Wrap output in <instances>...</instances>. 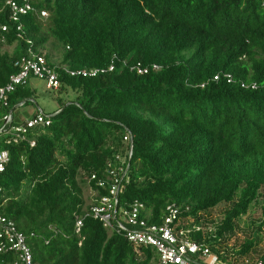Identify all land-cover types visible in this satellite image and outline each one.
Instances as JSON below:
<instances>
[{
	"label": "trees",
	"instance_id": "obj_1",
	"mask_svg": "<svg viewBox=\"0 0 264 264\" xmlns=\"http://www.w3.org/2000/svg\"><path fill=\"white\" fill-rule=\"evenodd\" d=\"M5 2L0 43L14 48L0 53V86L31 51L57 74L58 88L47 89L72 94L56 97L53 114L34 106L29 117L40 109L49 124L27 132L33 146L0 141L9 153L0 171V214L25 235L33 263L155 260L152 248L104 228L88 213L91 193L85 199L89 185L107 192L87 179L121 163L116 157L129 133L119 205L137 199L145 205L140 217L159 223L174 203L181 223L192 218L186 226L202 227L191 238L213 247L260 202L254 233L236 248L225 244L218 257L264 264V254L250 255L264 229V0H30L48 15H19L21 33ZM31 95L27 83L16 85L0 111H15ZM219 204L227 208L217 219Z\"/></svg>",
	"mask_w": 264,
	"mask_h": 264
},
{
	"label": "built area",
	"instance_id": "obj_2",
	"mask_svg": "<svg viewBox=\"0 0 264 264\" xmlns=\"http://www.w3.org/2000/svg\"><path fill=\"white\" fill-rule=\"evenodd\" d=\"M5 3L10 10L9 19L16 22V30L20 33L22 32V24L19 21V15L28 11H32L41 19L48 15L45 9L37 10L30 0H22L21 3L15 0H6ZM0 27L3 31L7 30L5 24ZM14 65L18 67V72L11 75L5 85L0 86V109H5L8 106V95L15 86L27 83L31 75L44 80L46 88L56 89L59 86L56 72L46 65L42 55L29 51L28 55L15 60ZM66 71L75 74L74 71ZM137 71L145 72L146 70L138 68ZM76 73L83 74V72ZM225 76L228 81H231L229 75ZM214 78L216 79L217 76ZM14 119L13 110L0 111V141L4 140L7 143L26 141L33 146L35 137L27 132L35 126L49 124L47 115L40 109H37L32 117L25 118L21 123L14 122ZM123 141V155L116 157L121 163L116 168L108 167V164L104 176L101 178H97L93 173L87 179L88 184L94 181L99 188L107 191L104 194H97L95 190H91L90 185L88 186L91 193L88 213L100 221L104 228L122 233L134 246L143 245L152 248L156 257L150 264H263L259 259L250 262L247 257L239 259L231 257L227 262L222 261L218 257V253L212 250L208 243L191 238V232L198 231L202 227L196 224L186 226V224L193 222L192 218L189 222L181 223L178 217L179 208L174 203L165 207L159 223H148L146 219L140 217L139 214L144 210L145 205L137 199H133L126 205L122 203L119 205V187L132 152L129 133L124 134ZM8 162V151L0 148V171L5 169ZM1 191L0 189V193ZM80 225L81 220H77V231ZM0 263L34 264L25 235L16 227L11 218L2 214H0Z\"/></svg>",
	"mask_w": 264,
	"mask_h": 264
},
{
	"label": "rangeland",
	"instance_id": "obj_3",
	"mask_svg": "<svg viewBox=\"0 0 264 264\" xmlns=\"http://www.w3.org/2000/svg\"><path fill=\"white\" fill-rule=\"evenodd\" d=\"M14 48V45L7 46L0 43V53L3 51L11 52ZM54 61H58V57L54 55ZM27 87L31 90L33 98L32 101L27 102L19 107H15V120L19 121L26 117H29L34 110V106L39 105L46 114H53L55 110L58 108L59 103L56 99L57 96L62 98H70L72 96L71 93L61 94L57 93L54 90H49L45 87V82L42 79L36 78L34 76H30L27 82ZM90 195V190L88 187L85 189V199L87 203L89 202L88 196ZM260 203V202H259ZM259 203L253 204V206L249 209V211L240 217L237 221V227L235 228L234 235L225 243L229 249L236 248L242 243L246 238H249L255 231V224H257L261 219L260 207ZM227 208L225 204H219L212 211V216L214 218H220L223 214L224 210ZM208 227H211L209 225ZM257 237H259V242L257 244L256 251L257 253L251 252V257H256L259 254H264V229L257 233ZM214 245L211 247L214 251L221 254L222 249H224V245Z\"/></svg>",
	"mask_w": 264,
	"mask_h": 264
}]
</instances>
